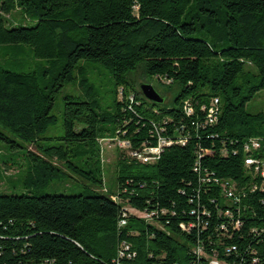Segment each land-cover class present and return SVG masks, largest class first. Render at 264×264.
<instances>
[{
    "label": "trees",
    "instance_id": "trees-1",
    "mask_svg": "<svg viewBox=\"0 0 264 264\" xmlns=\"http://www.w3.org/2000/svg\"><path fill=\"white\" fill-rule=\"evenodd\" d=\"M104 70L111 97L94 84ZM135 76L174 90L172 104L147 101ZM73 83L64 136L43 137ZM262 91L264 0H0V184L3 169L35 164L26 194L0 195V264H208L196 249L264 264L263 179L245 165L264 162V113L247 111ZM159 139L172 144L154 164L133 156ZM104 141L128 144L116 193ZM64 172L80 193L40 192ZM226 183L240 229L224 215Z\"/></svg>",
    "mask_w": 264,
    "mask_h": 264
},
{
    "label": "rangeland",
    "instance_id": "rangeland-1",
    "mask_svg": "<svg viewBox=\"0 0 264 264\" xmlns=\"http://www.w3.org/2000/svg\"><path fill=\"white\" fill-rule=\"evenodd\" d=\"M17 19L19 16L15 15ZM110 73L106 70L103 72L102 77H95L96 83L95 86L99 95L111 97V84L109 82ZM135 81V85L139 88L141 83H147L157 90V92L162 96L166 97L168 101L166 105H171L172 101L175 97V91L170 89L167 85L160 83L156 78H141L140 76H135L133 78ZM93 81V80H92ZM81 91L79 86L76 83L67 85L61 94L56 98L55 107L53 113L58 116L59 120L57 125L50 128L43 137H54L60 138L64 136V129H63V98L66 95H81ZM247 111L249 114L257 115L260 113H264V91L260 92L256 98L248 105ZM102 146L104 149V162H105V184L107 189L112 192H117V178H116V171H117V161L119 158V152L121 147L109 141L102 142ZM25 151L27 147L24 146ZM30 150L35 151L34 147H30ZM123 150V149H122ZM35 164L32 162L31 158L27 161H24L22 164L21 170H13L10 173H5L4 169L1 172L3 183L0 184V195H23L26 194L27 191L25 189L24 180L27 179L30 167L34 166ZM65 177H61L58 180H55L53 183L46 185L43 189L40 190L42 194L45 195H76L80 193L81 189L84 187V184L81 180L74 176L70 175L67 172H64Z\"/></svg>",
    "mask_w": 264,
    "mask_h": 264
},
{
    "label": "built area",
    "instance_id": "built-area-1",
    "mask_svg": "<svg viewBox=\"0 0 264 264\" xmlns=\"http://www.w3.org/2000/svg\"><path fill=\"white\" fill-rule=\"evenodd\" d=\"M210 114H211L210 119L214 120L213 117H212L213 116V112L211 111ZM210 122H212V121H210ZM117 144L123 150L127 149V147H128L127 143H117ZM171 144H172V142H170V141H166L164 139H159L158 147L151 148V149H146L142 153H133V156L136 157L138 160H140L141 162H143L145 164H154L159 159V157H160L161 153L163 152L164 148L167 147V146H170ZM259 147L260 146L258 145V143H255L253 148L255 150H257V149H259ZM245 165L248 166V167H253L255 174H258V175H260L262 177V179H263V189L262 190H264V162H260V161L256 160L254 157L250 156V157L245 159ZM206 182H210V180H207ZM217 183L218 182H216V184ZM222 189H223L224 196H225L227 202L231 205L229 209H226L224 211V215H225L226 218L229 219V221H231L233 224H235L237 229H240L243 224H242V222L239 219H235V217H234V215H235L234 211H237V213L240 212L239 211L240 210L239 207H237L238 204L240 203V201L236 198V196L234 194V191L232 190L233 187L229 183L223 184L222 185ZM115 199L116 198H114V200ZM231 208H232V210H231ZM152 216L146 214L145 218L151 220ZM121 224L125 225L126 222L122 221ZM190 227L194 228V226H191V225L189 226V228ZM181 228L183 230H188V228H186L185 225H181ZM223 229H226V228L224 227ZM228 250H227V252H229V253L231 252L232 253V252L236 251V248L233 247L231 250H229V251ZM129 251H130V247L124 244V249L120 253V257L124 258ZM204 251H205L204 249H196L195 250V254L199 258H206L208 260V264H223L222 262H220V260H219L217 255L213 256L212 258H207L206 254L204 253ZM115 264H122V263L116 262Z\"/></svg>",
    "mask_w": 264,
    "mask_h": 264
},
{
    "label": "water",
    "instance_id": "water-1",
    "mask_svg": "<svg viewBox=\"0 0 264 264\" xmlns=\"http://www.w3.org/2000/svg\"><path fill=\"white\" fill-rule=\"evenodd\" d=\"M140 92L142 96L149 102L154 103L156 105H164L166 102V99L163 98L157 90L154 88V86L147 84V83H141L139 86Z\"/></svg>",
    "mask_w": 264,
    "mask_h": 264
}]
</instances>
